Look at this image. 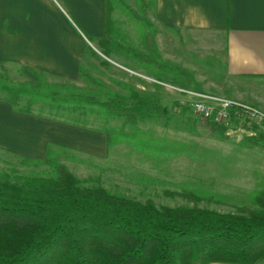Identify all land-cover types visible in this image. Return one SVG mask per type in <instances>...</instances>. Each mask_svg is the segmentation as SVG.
Masks as SVG:
<instances>
[{
	"label": "rangeland",
	"instance_id": "obj_1",
	"mask_svg": "<svg viewBox=\"0 0 264 264\" xmlns=\"http://www.w3.org/2000/svg\"><path fill=\"white\" fill-rule=\"evenodd\" d=\"M108 2L109 23L102 20L99 36L88 31L92 29L91 24L87 26L90 20H73L63 9L66 17L53 2L52 20H38L36 46L47 49L48 55L35 57L31 67L14 62L21 58L0 56V76L21 85L28 82L21 68L30 67L53 87L76 88L102 101L108 94L126 96L130 90L155 96L169 110L173 123L154 120L131 126L105 121L97 109L85 114L62 113L41 105L27 116L12 109L1 96L0 106L6 108L7 118L11 113L17 117L5 121L9 133L4 142L0 135V179L18 182L20 177H54L49 167L28 162L43 160L49 150L81 188L102 187L112 195L152 202L156 207L240 215L259 210L253 200L264 190L263 147L244 135H220L218 126L188 112L185 99L175 89L192 87L208 96L247 99L264 111V88L239 87L223 79L222 50L209 47L197 52L189 35L155 23L154 0ZM119 47L132 49L143 59ZM80 68L90 80L79 76ZM0 118L3 127V112ZM20 127L36 142L33 145L32 141L28 157L14 151L17 145H10ZM193 260L194 264L215 263L202 251H197ZM257 264H264V259Z\"/></svg>",
	"mask_w": 264,
	"mask_h": 264
},
{
	"label": "trees",
	"instance_id": "obj_2",
	"mask_svg": "<svg viewBox=\"0 0 264 264\" xmlns=\"http://www.w3.org/2000/svg\"><path fill=\"white\" fill-rule=\"evenodd\" d=\"M108 3L105 0V25ZM119 48L143 59L132 49ZM78 73L90 80L82 68ZM21 74L28 81L21 85L0 76V97L24 115L41 105L62 113L97 109L105 121L131 126L154 120L173 123L155 96L130 90L126 96L108 94L102 101L76 88L53 87L30 67H22ZM216 129L220 135L226 133L224 126ZM245 138L264 149V134ZM105 142L110 143L108 135ZM45 155L28 162L49 167L54 177L0 179V264H194L197 251L215 263L257 264L264 259V190L253 200L259 210L247 215L156 207L112 195L102 187L81 188L51 151Z\"/></svg>",
	"mask_w": 264,
	"mask_h": 264
},
{
	"label": "crops",
	"instance_id": "obj_3",
	"mask_svg": "<svg viewBox=\"0 0 264 264\" xmlns=\"http://www.w3.org/2000/svg\"><path fill=\"white\" fill-rule=\"evenodd\" d=\"M59 1L62 6L55 0H0V56L21 58L14 59V62L30 67L36 62L35 57L47 56V49L43 51L36 46L39 39L38 20H52L54 3L63 13V9H66L73 20H90L87 24H91L92 29L88 30L90 34L101 35L105 0ZM152 20L174 33L189 35L198 48L197 52L209 47L222 50L225 66L223 79L231 84L258 90L264 88V0H154ZM26 30H29V34ZM23 40L26 41L24 45ZM212 97L221 98L217 95ZM230 99L251 102L242 98ZM5 109L0 106V112L4 115L3 127L0 124L3 142L9 133ZM13 115H8V121H16L17 116ZM27 137L20 127V134L10 145L13 148L17 145L18 149L14 151L28 157L32 141L33 145L36 142L31 135Z\"/></svg>",
	"mask_w": 264,
	"mask_h": 264
},
{
	"label": "built area",
	"instance_id": "obj_4",
	"mask_svg": "<svg viewBox=\"0 0 264 264\" xmlns=\"http://www.w3.org/2000/svg\"><path fill=\"white\" fill-rule=\"evenodd\" d=\"M175 90L183 96V103L193 117L208 124L226 127L227 135L237 134L250 138L264 134V111L253 104L215 98L184 88Z\"/></svg>",
	"mask_w": 264,
	"mask_h": 264
}]
</instances>
